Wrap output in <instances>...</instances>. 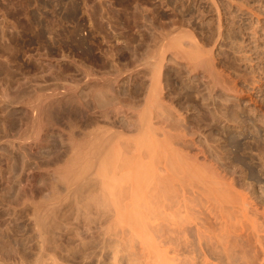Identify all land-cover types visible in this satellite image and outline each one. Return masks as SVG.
<instances>
[{"label":"bare ground","instance_id":"1","mask_svg":"<svg viewBox=\"0 0 264 264\" xmlns=\"http://www.w3.org/2000/svg\"><path fill=\"white\" fill-rule=\"evenodd\" d=\"M114 1L63 0L44 19L28 4L27 25L0 29V264H264V206L240 171L259 168L241 150L260 138L248 114L264 124V57L260 75L245 65L230 8L251 15V40L264 15L206 0L196 35L176 1ZM26 30L41 41L20 61ZM143 30L161 44L140 53ZM43 69L47 89L31 84Z\"/></svg>","mask_w":264,"mask_h":264},{"label":"rangeland","instance_id":"2","mask_svg":"<svg viewBox=\"0 0 264 264\" xmlns=\"http://www.w3.org/2000/svg\"><path fill=\"white\" fill-rule=\"evenodd\" d=\"M11 1V3H10ZM19 1V2H17ZM35 1V2H34ZM80 3L82 2V0H79ZM117 3L121 2V3H132L133 1H136V0H115ZM114 1L115 4H117L116 2ZM124 1V2H123ZM130 1V2H129ZM138 1H141L142 0H138ZM147 1H150V3H153L154 1L156 2V0H153L151 2V0H143L144 4ZM171 1H176L175 3L177 4L178 6V10L179 11V17L177 19L178 21V25L177 27L180 28V29H188L190 31H192L193 33H195L196 35H202L203 33H206L209 31V23H210V17L212 18L213 16V13L211 11V8L209 7L208 3L206 0H171ZM221 2H225V0H220ZM5 2V3H3ZM22 2V3H21ZM32 2V3H31ZM39 5H41L40 7H38V3ZM42 2V4H40ZM47 2V3H45ZM62 2V4H61ZM66 2V1H65ZM129 2V3H128ZM142 2V3H143ZM245 2L248 4V6L250 8H254L255 10L259 11L260 13H262L264 15V0H245ZM3 3V4H2ZM12 7H10V11H8L9 9V5ZM24 3V4H23ZM179 3V4H178ZM7 4V5H6ZM12 4V5H11ZM20 4V5H19ZM22 4V5H21ZM28 4H30L31 7V10L35 12L36 10V15H39L41 13V11H39V8H43V10L45 11H48L49 12V9L52 7V8H57V7H60L61 5H63V0H0V29L2 27H4V25H7L6 26H10L12 24H16L17 23L20 24L19 25H27V21H25L27 18L25 17L26 13H24L25 11H23V14L22 13V10L25 9V7L29 8L30 6H28ZM32 4V5H31ZM58 4V5H57ZM227 4V3H226ZM24 5V6H23ZM190 6L191 7V10H190V13H185V16L182 18L181 17V9H183V7L185 6ZM19 6V7H18ZM21 6L23 7V9L21 8ZM48 6V7H47ZM16 7H18V10H15ZM34 7V8H33ZM36 7H38L36 9ZM50 7V8H49ZM180 7V8H179ZM6 10H5V9ZM15 8V9H14ZM49 8V9H48ZM158 8L160 9L161 13L163 14H167V12L169 11L168 9L164 8L163 6H158ZM236 8V9H235ZM20 9H22L21 11H19ZM184 10V9H183ZM8 11V13H7ZM39 11V13H38ZM82 11V10H81ZM230 11L233 13V15L236 17V22L239 23L241 21H244L245 23V31L242 32V33H239V37H238V43L241 47H243V57H245L244 59V63L245 65L248 67L249 66H252V70L253 68H255V72H256V75H260V71H259V62H261V59L257 58V55L255 54V48L257 46H260V49L262 48L261 51V56L260 58H263L264 57V18L261 19V24L258 25V27L256 26L257 28V32L258 34L256 35V38L255 39H250V37L248 36V33L251 32V30L249 29L250 25H251V15L248 14V12H246L245 10H240L238 9L237 7H234V8H230ZM10 12V13H9ZM22 14H21V13ZM20 14V15H19ZM42 14V13H41ZM40 14V15H41ZM82 14V13H81ZM212 14V16H211ZM47 16V14H45ZM44 14H42V18L45 16ZM46 16L44 18H46ZM19 17V18H18ZM49 17V15H48ZM57 17V16H56ZM238 17V18H237ZM26 18V19H24ZM43 18V19H44ZM84 18V15H80V19L81 21L83 20ZM24 19V20H23ZM61 17L59 16V18L57 17L56 19L54 20H58L56 23L57 24H60L61 22ZM238 19V20H237ZM242 19V20H241ZM250 20V21H249ZM8 21V22H7ZM11 21V23H10ZM19 21V22H18ZM86 20L84 19V24H86L87 27H84V30H83V35L85 37H87L90 41H95L97 39H99V37L97 38L96 35H93L95 33H93L94 31L91 30V28H89V25L88 23L85 22ZM23 22V23H22ZM10 23V24H9ZM14 24V25H15ZM159 26V29L161 31H164L165 33L167 32H170L168 30V27H164V23L162 22L161 24H157ZM262 26V27H261ZM261 28V29H260ZM89 31H88V30ZM250 30V31H249ZM86 31V32H85ZM260 31V32H259ZM150 31H145L143 30L142 31V36L143 38L141 39V41L139 42V47H138V50L139 52L143 53L144 51H149V50H152L154 48H157L160 44H161V41L159 38H157L158 36H152L151 32L149 33ZM91 34V35H90ZM151 34V35H150ZM0 35H1V30H0ZM47 36H45L46 39L50 38L51 36L46 34ZM244 35V36H243ZM22 36V37H21ZM21 37V38H20ZM24 37V39H23ZM91 37V38H90ZM40 35L38 36L37 33L34 34V32L32 33V31L30 30H26L24 31V33H22V35H20L18 38H17V44L18 46L20 45V53L18 54V59L20 61H24L25 59V50L24 49H29L30 51L34 52V50L38 47L39 45V42L38 41H41L40 40ZM58 38V37H57ZM97 38V39H96ZM92 39V40H91ZM260 39V40H259ZM29 40V41H28ZM33 40V41H32ZM35 40V41H34ZM38 40V41H37ZM143 40V41H142ZM146 40V41H145ZM249 40V41H247ZM19 41V42H18ZM98 41V40H97ZM95 41V42H97ZM25 42V43H24ZM31 42L32 43V46H28ZM142 42V43H141ZM22 43V44H21ZM34 43V45H33ZM38 43V44H37ZM260 43V44H259ZM92 44V43H91ZM242 44V45H241ZM26 47V48H23L22 47ZM37 45V46H36ZM93 45V44H92ZM143 46V47H142ZM32 47V48H31ZM250 47V48H249ZM35 48V49H34ZM252 48V50H251ZM223 50H226L227 48H222ZM24 50V51H22ZM98 51H94V54L95 56H98L97 53H95ZM24 53V54H23ZM246 53V54H245ZM251 53V55H250ZM92 55V56H93ZM245 55V56H244ZM247 56H249L247 58ZM254 56V57H252ZM252 58V65L251 63L249 62L250 59ZM24 59V60H23ZM253 59L255 60L253 62ZM258 60V61H257ZM257 64V65H256ZM254 66V67H253ZM257 67V68H256ZM249 68V67H248ZM38 73L36 72V75L37 77L33 76L35 79H33L32 76L31 77V84L33 83L32 81L37 82L38 84L40 85H43L41 87H46L47 89V86L51 85L52 81H51V78L49 76L48 73H46L47 71L45 69L43 70H37ZM43 72V73H42ZM40 73V75H39ZM42 73V74H41ZM48 75H46V74ZM258 73V74H257ZM42 77V78H41ZM50 78V79H49ZM41 79V80H40ZM49 79V80H48ZM40 82H43L42 84L39 83L38 81ZM47 82V83H46ZM2 84V85H1ZM4 84V85H3ZM14 84V85H13ZM12 85H10L13 90H10L11 92H17V90H20L22 87H20V85L16 84V83H13ZM33 85V84H32ZM2 86H7L5 81L3 80L2 77H0V89ZM14 86L16 87V89L14 88ZM18 88V89H17ZM30 88V90H28ZM23 90H25L26 93H31V95L34 96V94H36V88H32L31 89V86H27L26 89L25 88H22ZM34 89V91H33ZM43 89V88H42ZM46 89H43L45 90L44 92H46ZM16 90V91H15ZM22 91V90H21ZM248 120L254 124V128L258 130V132L260 133V138L259 137H254L253 135H250L246 140H244L242 142V150H241V156L243 158L246 159V161L248 162L249 165L251 166H256V167H259L258 170H240L241 173L244 175L245 177V181L246 183L250 184L251 186L254 187L255 191H256V197H258V200L263 204L264 206V170H262L260 168V163H261V157L259 156L258 154V151L256 150L257 149V146L258 145H264V124L262 125L261 123H258L255 121V119H253V117H250V115L248 114ZM251 118V119H250ZM253 121V122H252ZM255 121V122H254ZM1 137V135H0ZM259 164V165H258ZM253 173V174H252Z\"/></svg>","mask_w":264,"mask_h":264}]
</instances>
